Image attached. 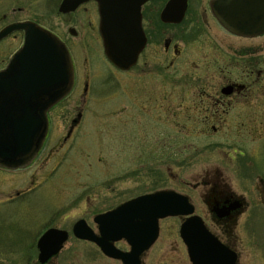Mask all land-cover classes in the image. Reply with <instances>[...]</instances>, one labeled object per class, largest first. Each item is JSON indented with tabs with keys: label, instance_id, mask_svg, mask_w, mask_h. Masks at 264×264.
<instances>
[{
	"label": "rangeland",
	"instance_id": "obj_1",
	"mask_svg": "<svg viewBox=\"0 0 264 264\" xmlns=\"http://www.w3.org/2000/svg\"><path fill=\"white\" fill-rule=\"evenodd\" d=\"M61 1L0 0V29L27 19L43 24L68 43L76 68L74 94L66 101L64 114L38 153L40 156L24 171H0V204L9 202L18 191L33 190L38 185L28 201L0 206V264H28L26 252L30 237L38 234L42 211H46L47 221L57 220L65 226L86 211L89 202L116 204L139 194L174 189L190 195L196 211L205 215L208 211L202 192L220 174L248 203L238 226V264H264V191H257L256 173L254 178L243 176L241 168L247 167L236 158L238 148L213 130L202 132L193 127L197 122L190 117L197 116L167 117L160 111L152 118L138 111L136 86L128 77L139 72L133 69L123 74L107 62L96 3L90 1L76 11L62 13ZM72 27L77 35L70 32ZM22 42L21 31L0 41V68ZM211 50L207 46V52ZM188 61L182 66L183 72L190 69ZM124 77L128 84H124ZM87 80L89 91L83 99ZM125 85L130 90L127 96ZM79 111L84 114L80 132L65 142L71 118ZM251 159L253 170L264 171L263 149ZM19 198L22 201V196ZM174 222L173 218L164 219L163 232ZM183 255L182 242L172 243L170 249L161 237L144 264H182Z\"/></svg>",
	"mask_w": 264,
	"mask_h": 264
},
{
	"label": "flooded vegetation",
	"instance_id": "obj_2",
	"mask_svg": "<svg viewBox=\"0 0 264 264\" xmlns=\"http://www.w3.org/2000/svg\"><path fill=\"white\" fill-rule=\"evenodd\" d=\"M167 2L168 0H147L142 5L145 44L133 66L123 70L115 67L123 74L133 69L138 70L137 76H131V79L128 77L129 82L133 80L131 84L136 86V109L152 118L160 111L167 117L197 116L196 119L190 117V120L197 122L193 127L202 132L213 130L225 141L229 139L233 146L238 148L235 150L239 154L236 158L241 161V166L246 163L247 170L241 168L243 176L254 178L256 173L259 182L257 191H264V171L253 170L251 159L253 155H259L261 150H264V32L251 36L231 32L213 15L210 0H187L179 21L164 20L161 14ZM175 14L176 10H173L172 15ZM207 46L212 48L209 53ZM196 51L201 55L197 53L195 56ZM186 61L190 63V69L183 72L182 66ZM123 80L124 84H128L126 77ZM89 86L87 80L82 93L83 99H86ZM124 93L126 96L130 93L126 85ZM73 94L74 91L49 110V132L46 141L63 116L66 101ZM83 121L82 111L71 118L69 129L63 137L65 142L73 139L75 135L77 137ZM38 155L37 157L40 156ZM37 157L24 168L0 167V171H24L33 165ZM221 176L222 174L212 180L213 184L202 192L201 197L207 206L208 214L201 215L197 212L193 198L187 195L195 206V213L204 219L207 228L237 253L238 264V226L248 203L242 196L233 192ZM37 186L33 190L18 191L9 202L0 206L7 207L28 201L34 194L31 191L36 190ZM21 196L22 201H19ZM124 201L116 204L89 202L85 206L86 211L65 226L60 225L57 220L47 221L44 214L46 211H42L39 215L38 234L30 237L32 241L26 252L28 264L32 259H35L34 264H58L59 259L69 260L63 262L64 264H125L120 258L106 254L96 242L78 237L74 231L75 224L80 222L90 228L97 237H104L100 224L96 221L97 216L116 208ZM26 206L27 204L24 210ZM167 218H173L175 222L164 233L162 221ZM186 218L187 216L177 215L159 220L158 236L141 252V264L145 263V257L161 237L170 245V249L172 243L182 242L185 248V255L181 257L182 264H192L180 235V226ZM50 228L65 231L66 239L57 253L41 262L38 240ZM69 242L71 246L67 247ZM110 242L124 252H130L132 249V245L124 237Z\"/></svg>",
	"mask_w": 264,
	"mask_h": 264
},
{
	"label": "water",
	"instance_id": "obj_3",
	"mask_svg": "<svg viewBox=\"0 0 264 264\" xmlns=\"http://www.w3.org/2000/svg\"><path fill=\"white\" fill-rule=\"evenodd\" d=\"M89 0H62L61 12L75 10ZM99 32L107 58L118 68L128 69L137 61L145 44L141 7L147 0H95ZM186 0H169L162 17ZM183 4V6H182ZM218 21L241 35L264 32V0H211ZM176 20L178 19H168ZM14 30L24 31L22 46L0 70V166L25 167L38 154L48 132V110L72 90L75 73L66 44L52 31L33 20L12 22L0 30V40ZM76 34L74 28H70ZM188 197L171 189L143 194L99 215L104 237H97L83 223H76L78 237L95 241L108 255L125 264H140L141 252L158 235V219L169 215H190L181 225V236L193 264H237V255L212 234L203 219L193 214ZM51 228L38 241L44 262L57 253L66 232ZM59 234V235H56ZM126 238L130 252L110 241Z\"/></svg>",
	"mask_w": 264,
	"mask_h": 264
}]
</instances>
